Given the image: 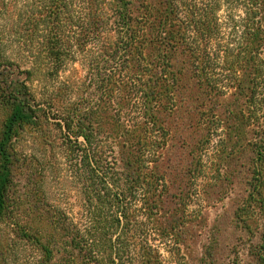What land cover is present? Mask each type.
Returning a JSON list of instances; mask_svg holds the SVG:
<instances>
[{"label": "trees", "instance_id": "16d2710c", "mask_svg": "<svg viewBox=\"0 0 264 264\" xmlns=\"http://www.w3.org/2000/svg\"><path fill=\"white\" fill-rule=\"evenodd\" d=\"M12 37L32 61L28 80L38 68L58 75L79 62L84 70L85 97L71 99L65 80L47 103L68 97L58 125L83 196L81 221L41 201L22 215L10 196L17 129L36 124L29 99L41 105L26 81L8 80ZM190 103L218 122L242 118L220 123L230 159L245 148L242 123L252 128L253 177L238 218L246 225L253 216V226L262 218L253 257L264 264V0H0V105L10 112L0 131V264H166L155 238L181 244L159 218L162 153L169 120ZM169 252L187 264L179 248Z\"/></svg>", "mask_w": 264, "mask_h": 264}, {"label": "rangeland", "instance_id": "374dc122", "mask_svg": "<svg viewBox=\"0 0 264 264\" xmlns=\"http://www.w3.org/2000/svg\"><path fill=\"white\" fill-rule=\"evenodd\" d=\"M8 26L10 30L12 23ZM27 55L19 49L17 39L7 42L4 56L15 64L8 80L26 81V93L41 104L35 106L29 99L38 119L36 124L17 129L13 141L17 163L12 168L10 196L21 214L41 201L81 221L83 196L79 182L69 177L72 169L69 148L64 143L65 132L58 125L61 123L57 110L68 104V97L65 92L61 95L58 92L64 103L56 102L53 108L47 103L65 80L72 83L71 99L85 97L86 93L77 89L85 73L78 62L58 75L38 68L28 80L22 73L33 66ZM196 107V103L187 104L169 120L172 135L161 162V172L167 175V195L160 204L163 210L159 218L162 226L170 224L176 230L181 245L157 237L154 243L166 264H175L174 255L169 252L172 248L180 249L187 264H256L253 250L260 243L263 220L257 219L253 226V216L246 225L238 218L240 208L248 200L253 177L252 128L242 123L241 142L245 148L230 159L227 154L231 145L220 123L225 121L232 126L242 118H219L218 122L217 118L198 116ZM224 107L235 109L233 105ZM9 115L0 105V131ZM206 140L210 143H204Z\"/></svg>", "mask_w": 264, "mask_h": 264}]
</instances>
